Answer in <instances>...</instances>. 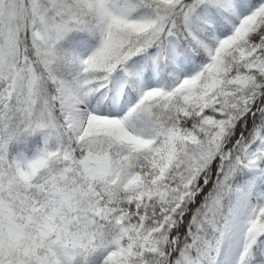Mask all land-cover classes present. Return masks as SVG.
I'll return each mask as SVG.
<instances>
[{"label": "snow or ice", "instance_id": "obj_1", "mask_svg": "<svg viewBox=\"0 0 264 264\" xmlns=\"http://www.w3.org/2000/svg\"><path fill=\"white\" fill-rule=\"evenodd\" d=\"M0 264H264V0H0Z\"/></svg>", "mask_w": 264, "mask_h": 264}]
</instances>
